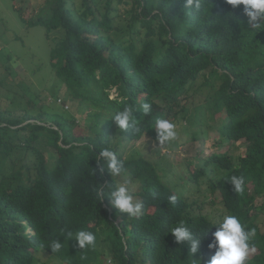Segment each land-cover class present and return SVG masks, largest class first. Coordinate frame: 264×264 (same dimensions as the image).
<instances>
[{
  "label": "trees",
  "instance_id": "1",
  "mask_svg": "<svg viewBox=\"0 0 264 264\" xmlns=\"http://www.w3.org/2000/svg\"><path fill=\"white\" fill-rule=\"evenodd\" d=\"M98 1L81 0L76 8V0H55L50 16L32 21L19 11L29 26L62 35L50 63L55 79L70 90L61 101L76 104V111L53 100L34 116L0 113V264H54L53 258L60 264H194L199 254L176 244L170 230L183 221L204 239L212 227L204 206L234 212L259 232L264 204L251 202L264 195V29L253 30L243 6L227 0H204L199 10L186 8V0H117L130 7L116 17H110L113 0H105L104 13ZM197 90L207 108L196 105ZM144 102L152 105L148 116L140 110ZM127 105L138 109L140 133L120 130L112 119ZM204 110L211 113L208 121ZM82 111L88 116L81 126L75 113ZM157 118L178 124L194 145L218 133L217 154L194 165L176 161L182 173L174 185L183 192L161 182L156 163L137 153L130 160L121 155L145 135L156 140ZM238 142L241 155L224 153ZM103 148L116 151L125 170L132 163L141 215L128 218L111 205L108 194L118 180L107 170L94 174ZM232 176L245 178L243 194L234 193ZM105 183L112 188L105 186L101 198ZM171 195L178 197L175 204ZM62 230L93 231L96 246L67 245ZM55 240L65 244L60 253L50 249Z\"/></svg>",
  "mask_w": 264,
  "mask_h": 264
},
{
  "label": "rangeland",
  "instance_id": "2",
  "mask_svg": "<svg viewBox=\"0 0 264 264\" xmlns=\"http://www.w3.org/2000/svg\"><path fill=\"white\" fill-rule=\"evenodd\" d=\"M80 2L81 0H76L74 6L78 8ZM54 4L55 0H0V113H5V116L8 114L18 115L22 110L34 116L46 110V107L53 100H56L59 105H64L65 109L70 108L71 111H76V104L74 105L69 100L64 103L61 101L63 100L62 95L68 90V87L55 79L50 63L51 49L62 39V35L52 31L47 36L43 26H29L19 14L20 11L25 19L31 21L37 17L46 18L50 16ZM104 4L105 0L97 2L101 13L106 11ZM111 6L116 10L111 12L110 17H116L124 9L130 7L129 4H119L117 0H113ZM199 86L200 82L196 83L194 88L197 89ZM191 92L189 91L188 95ZM195 92L197 93L198 90ZM57 93L61 94L58 98H56ZM114 96L115 91L111 90L110 97L114 98ZM194 101L196 105L204 104L207 108L204 97L199 93L195 95ZM190 102L192 100L186 102L188 108L192 107ZM205 110V119L208 121L211 113ZM86 116H88L87 111L75 113V117L81 126ZM176 125L178 136L170 146H160L156 140L145 135L142 139L131 142L121 155L124 159L130 160L138 158L135 155L137 153L142 158L156 163L155 172L161 176V182L174 191L181 192L182 190L176 189L174 185L176 178L180 177L182 173L179 163L176 164V161H190L194 165L198 159L217 154V147L213 144V138L218 137V133L212 132L209 134L212 138L200 139L195 141L194 145L190 137L180 133L179 125ZM175 142L176 145H173ZM36 147L42 148L39 144H36ZM44 149L48 150L49 153L52 151L50 147H44ZM223 151L231 157H236L244 152V148L238 142L225 146ZM132 168L133 165L130 163L125 175L116 177L117 186L124 179L130 181L129 172ZM179 184L181 186V182ZM130 187L134 191L137 190L132 183H130ZM177 187H179L178 183ZM183 195H187V192H184ZM187 197L189 203L194 199V196L189 193ZM256 204H259L258 200H256ZM217 209L219 206H204L202 213L212 214Z\"/></svg>",
  "mask_w": 264,
  "mask_h": 264
},
{
  "label": "clouds",
  "instance_id": "3",
  "mask_svg": "<svg viewBox=\"0 0 264 264\" xmlns=\"http://www.w3.org/2000/svg\"><path fill=\"white\" fill-rule=\"evenodd\" d=\"M203 2L204 0H186L185 7L199 10ZM227 3L233 8L243 6L244 14L248 18V23L253 30L264 29V0H227ZM140 110H142L144 116H148L152 111V105L144 102L140 105ZM137 111L138 109L136 107L127 105L112 119L120 130L124 131L131 127L135 132L140 133L139 121L134 116ZM154 131L156 141L160 146H170L176 141L178 136L177 125L165 118L155 119ZM98 156L99 159L96 161L97 169L94 170V174L98 170L103 175L104 171L107 170L111 177L125 175L124 162L118 159L116 151L111 148H103ZM130 183H132L131 180L124 179L122 183L114 188H112V185L105 183L101 185L98 195L103 198L104 187L112 188L108 194L111 205L120 213L127 214L128 218H134L141 215L144 205L139 199L134 197V189L130 187ZM230 184L233 186L234 193H244L246 182L243 176H232ZM177 199V195H171L169 202L175 204ZM256 200L259 202L256 206H261L264 204V195L257 196L255 202ZM255 202L253 201L251 203L255 205ZM251 203L246 204V206ZM257 212L258 209L256 208L249 209L248 215L251 217ZM261 213L264 214V208ZM208 215V218L212 221V227L203 237L204 239L195 238L183 221L179 223V226L170 230L176 244L189 245L191 256H194L196 253L199 254L194 264H264V247L262 246L264 217L263 223L259 226L260 231L256 233V229H248L245 221L239 219L236 213H229L221 206H219V209L215 213ZM119 220L116 221V224L120 223ZM253 224L257 228L255 222ZM61 235L64 236L67 245L69 241L75 240L77 247L81 250L96 246L97 235L93 231L79 230L74 234L72 231L64 232L62 230ZM210 236H213L214 240H210ZM64 246L65 244L61 240H55L51 242L50 249L53 253H60ZM85 258L81 256L82 260ZM108 262L112 264L110 260L105 261L106 264ZM53 263L57 264L59 261L53 258Z\"/></svg>",
  "mask_w": 264,
  "mask_h": 264
}]
</instances>
